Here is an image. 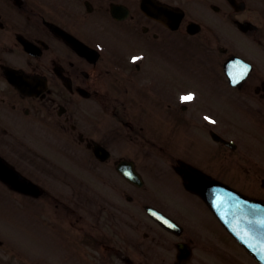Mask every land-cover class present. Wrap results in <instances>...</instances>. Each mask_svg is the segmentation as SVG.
<instances>
[{"label":"flooded vegetation","instance_id":"af4514ba","mask_svg":"<svg viewBox=\"0 0 264 264\" xmlns=\"http://www.w3.org/2000/svg\"><path fill=\"white\" fill-rule=\"evenodd\" d=\"M156 117L181 136L171 162L263 191L247 160L264 153V0H0V153H121L155 141ZM156 207L194 245L185 204ZM153 223L136 226L147 252L164 237Z\"/></svg>","mask_w":264,"mask_h":264},{"label":"rangeland","instance_id":"374dc122","mask_svg":"<svg viewBox=\"0 0 264 264\" xmlns=\"http://www.w3.org/2000/svg\"><path fill=\"white\" fill-rule=\"evenodd\" d=\"M27 161H17V166L24 173L29 174L45 191L44 198L39 201H23L18 202L13 200L17 195L8 192L3 186L0 185V239H4L6 244L0 246V263H5L7 260L18 263L22 261L24 263V258L26 262L30 260V256H34L33 262L38 261L39 264H53L49 260H53L56 264H76L73 262V257L70 255V247L65 242V236L61 233L59 236H53L44 230L43 227L39 226L38 218L44 219L46 222L51 223L55 215V187L57 183L58 174V161L60 160V165L63 166V156H67L68 153H24ZM123 155L136 156L146 162L143 154L140 153H123ZM60 156V157H59ZM258 158L264 161L263 153H258ZM25 159V160H26ZM252 161V159H251ZM250 161V162H251ZM146 165V164H145ZM148 175V174H147ZM63 175H60L62 177ZM152 178L151 175H148ZM74 183H71V188L76 189L78 187L80 193L79 195L71 192H64L66 198V203L72 197L76 198V201H81L85 203V209H80L76 216L72 220H69V225L76 239H81L79 231H83L89 228L93 233L99 235L110 236L112 232L105 227L106 223L104 221L98 220V213L102 209V205L110 203V200H115V195L111 192L110 188L101 186L100 182L95 179L87 180L85 178V173L74 171L72 174ZM82 182L86 186H82ZM81 185V186H80ZM126 189V186H124ZM127 193L134 194L132 189L127 187ZM107 197V200L101 198ZM147 197L150 199L158 198H169L171 202L174 203L177 199L176 204H185V208L182 210L184 217L191 222V224L200 231L206 232L212 225L215 226L216 223L213 220L209 208H206L203 201L196 195H192L187 192L182 185L179 183L173 184V180L170 176L162 179V185L157 189L155 193H147ZM13 197V198H12ZM84 197V198H83ZM179 198H181L179 200ZM22 201L21 198H18ZM78 207L77 205L75 206ZM86 207L88 211H86ZM64 220V219H62ZM61 225H67V220L60 222ZM6 233H2L1 231ZM17 239L26 241L25 243L31 249L28 254L19 252L22 251L21 242L16 241L13 243L10 239L15 240L12 236ZM8 242V243H7ZM18 245V246H17ZM21 245V246H20ZM232 246L238 250L241 256H234V264H256L253 258L240 248L236 243H232ZM11 247L16 248L13 250ZM18 250V251H17ZM236 252V251H234ZM31 254V255H30ZM199 258L206 261H212V257L205 255L204 253L199 255ZM250 260H248V259ZM5 261V262H4ZM253 261V262H252ZM31 262V263H33ZM218 263V258L214 260V264Z\"/></svg>","mask_w":264,"mask_h":264},{"label":"water","instance_id":"95a60500","mask_svg":"<svg viewBox=\"0 0 264 264\" xmlns=\"http://www.w3.org/2000/svg\"><path fill=\"white\" fill-rule=\"evenodd\" d=\"M0 176L8 183L30 193H38L37 187L12 168L0 162ZM134 178V172L127 175ZM198 186L189 181L188 186L213 202L216 212L226 225L244 242L246 247L264 263V200H254L220 183L201 175Z\"/></svg>","mask_w":264,"mask_h":264},{"label":"snow or ice","instance_id":"6c2138e0","mask_svg":"<svg viewBox=\"0 0 264 264\" xmlns=\"http://www.w3.org/2000/svg\"><path fill=\"white\" fill-rule=\"evenodd\" d=\"M135 59H139V57H136V58H134V60ZM195 97L194 96H192V95H188V96H184V97H182L181 99H182V101H191V100H193ZM205 119L207 120V119H209L208 117H205ZM213 123H214V121H212Z\"/></svg>","mask_w":264,"mask_h":264}]
</instances>
